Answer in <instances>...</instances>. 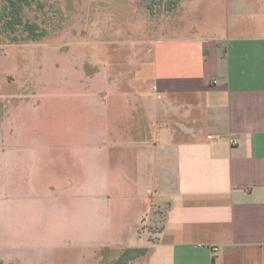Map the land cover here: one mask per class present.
I'll list each match as a JSON object with an SVG mask.
<instances>
[{
	"label": "rangeland",
	"instance_id": "obj_1",
	"mask_svg": "<svg viewBox=\"0 0 264 264\" xmlns=\"http://www.w3.org/2000/svg\"><path fill=\"white\" fill-rule=\"evenodd\" d=\"M232 3L182 0L167 12L158 0H37L24 19L46 30L43 40L10 43L0 32V261L67 264L73 254L96 264L95 248L124 244L126 198L145 193L153 164L131 140L147 115L152 50L213 37L235 20ZM251 3L254 14L261 2ZM244 19L251 28L255 16ZM154 101L159 128L175 135L182 115ZM157 206L138 231L153 242L166 210Z\"/></svg>",
	"mask_w": 264,
	"mask_h": 264
},
{
	"label": "crops",
	"instance_id": "obj_2",
	"mask_svg": "<svg viewBox=\"0 0 264 264\" xmlns=\"http://www.w3.org/2000/svg\"><path fill=\"white\" fill-rule=\"evenodd\" d=\"M232 1L235 20L218 22L213 37L165 39L152 50L147 115L130 138L151 155L146 191L126 198L134 204L132 218L121 217L127 239L95 248L96 264L126 248L147 249L129 264H264V0L254 14L250 0ZM247 15L255 16L251 28L242 24ZM158 96L182 115L175 135L159 128ZM161 204L153 242L138 231Z\"/></svg>",
	"mask_w": 264,
	"mask_h": 264
},
{
	"label": "trees",
	"instance_id": "obj_3",
	"mask_svg": "<svg viewBox=\"0 0 264 264\" xmlns=\"http://www.w3.org/2000/svg\"><path fill=\"white\" fill-rule=\"evenodd\" d=\"M36 1L37 0L3 1L0 7V32L8 38L10 43L39 42L47 35L46 30L41 28L37 23L24 19L26 8L31 7ZM156 1L157 0H152V3ZM181 1L182 0H158L167 12L174 11ZM153 5H149L151 11L153 10ZM146 254L147 249L126 248L115 261H108L103 264H129L131 261L143 257ZM0 264L5 263L0 261Z\"/></svg>",
	"mask_w": 264,
	"mask_h": 264
},
{
	"label": "built area",
	"instance_id": "obj_4",
	"mask_svg": "<svg viewBox=\"0 0 264 264\" xmlns=\"http://www.w3.org/2000/svg\"><path fill=\"white\" fill-rule=\"evenodd\" d=\"M158 99H161V96H158ZM162 100V99H161ZM164 101V100H163Z\"/></svg>",
	"mask_w": 264,
	"mask_h": 264
}]
</instances>
